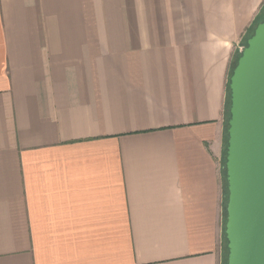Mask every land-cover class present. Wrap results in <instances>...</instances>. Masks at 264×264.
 I'll list each match as a JSON object with an SVG mask.
<instances>
[{
    "label": "crops",
    "instance_id": "crops-1",
    "mask_svg": "<svg viewBox=\"0 0 264 264\" xmlns=\"http://www.w3.org/2000/svg\"><path fill=\"white\" fill-rule=\"evenodd\" d=\"M264 0H0V264H221L226 84Z\"/></svg>",
    "mask_w": 264,
    "mask_h": 264
},
{
    "label": "water",
    "instance_id": "water-1",
    "mask_svg": "<svg viewBox=\"0 0 264 264\" xmlns=\"http://www.w3.org/2000/svg\"><path fill=\"white\" fill-rule=\"evenodd\" d=\"M229 76L227 264H264V18Z\"/></svg>",
    "mask_w": 264,
    "mask_h": 264
},
{
    "label": "rangeland",
    "instance_id": "rangeland-1",
    "mask_svg": "<svg viewBox=\"0 0 264 264\" xmlns=\"http://www.w3.org/2000/svg\"><path fill=\"white\" fill-rule=\"evenodd\" d=\"M241 49V48H240ZM240 51V50H239ZM231 69V67H230ZM229 76H230V71L228 74V80L226 84V111H224V124L227 121V108L229 104ZM225 126V125H224ZM225 152V142L224 146L222 148V153H221V161H220V172H221V183H222V215H221V241H220V255H221V264H227V241L225 238V221H226V203H227V189H226V170H225V157L224 153Z\"/></svg>",
    "mask_w": 264,
    "mask_h": 264
},
{
    "label": "trees",
    "instance_id": "trees-1",
    "mask_svg": "<svg viewBox=\"0 0 264 264\" xmlns=\"http://www.w3.org/2000/svg\"><path fill=\"white\" fill-rule=\"evenodd\" d=\"M263 18H264V8L262 9V12H261V15H260V17L258 18V20H256V22L253 24V26H252V28H251V30L249 31V33H248V35H247V37L244 39V41H243V44H245V42H246V39L252 34V32H253V29H254V27H255V25L258 23V22H260V21H262L263 20ZM240 55V52H237L234 56H233V59H232V62H231V69H230V75H231V73H232V69H233V67H234V65L236 64V61H237V58H238V56ZM229 88V87H228ZM229 95H230V90H229ZM229 106H230V96H229V104H228V108H227V121L225 122V126H224V130H223V146H224V142H225V154H224V157H226V145H227V127H228V119H229V117H230V113H229ZM225 108H226V103H225ZM224 111H226V109H224ZM226 173V172H225ZM226 189H227V183H226ZM228 193V192H227ZM228 252V251H227Z\"/></svg>",
    "mask_w": 264,
    "mask_h": 264
}]
</instances>
